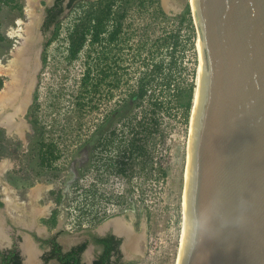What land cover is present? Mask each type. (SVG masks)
<instances>
[{
    "label": "rangeland",
    "instance_id": "obj_1",
    "mask_svg": "<svg viewBox=\"0 0 264 264\" xmlns=\"http://www.w3.org/2000/svg\"><path fill=\"white\" fill-rule=\"evenodd\" d=\"M32 1L36 3L0 0V57L12 42L9 31L18 27L15 23L19 19H26L25 8L31 4L36 14L41 12L42 0ZM119 2L114 8L116 14L119 11L126 15L119 43H87L74 60L69 59L68 36L83 8L78 6L62 18L47 47L44 68L25 116L29 123L28 144L0 129V163H11L9 170L0 172V196L4 197L5 187H13L18 193L23 189L28 196L37 186L50 187L38 206L50 203L60 221L78 231L89 227L90 217L116 205L139 209L147 216L143 264H176L191 116L186 120L175 96L191 84L197 86L199 31L189 0ZM188 7L190 15L186 14ZM157 61L164 62L165 81L171 88L163 91L159 126L146 150L118 153L119 147L123 150L124 139L129 138L119 120L118 141L93 153L97 129ZM87 68L91 77L85 86ZM142 137L139 134L138 141ZM42 139L58 147L60 158L51 165L41 162ZM122 167L125 172L118 170Z\"/></svg>",
    "mask_w": 264,
    "mask_h": 264
},
{
    "label": "water",
    "instance_id": "obj_2",
    "mask_svg": "<svg viewBox=\"0 0 264 264\" xmlns=\"http://www.w3.org/2000/svg\"><path fill=\"white\" fill-rule=\"evenodd\" d=\"M192 2L201 34V81L179 264H264V0ZM41 20L30 26L37 34L31 33L21 71L23 114L52 36L40 30Z\"/></svg>",
    "mask_w": 264,
    "mask_h": 264
},
{
    "label": "flooded vegetation",
    "instance_id": "obj_3",
    "mask_svg": "<svg viewBox=\"0 0 264 264\" xmlns=\"http://www.w3.org/2000/svg\"><path fill=\"white\" fill-rule=\"evenodd\" d=\"M99 1L101 0H42L39 2L42 5L41 12H37L39 19H42L40 30L45 34L51 31L53 36L67 13L81 3L89 2L90 7L91 3ZM108 1L114 2L107 22V28L111 30L117 24V19L126 18H120L121 13L118 11L116 14L114 9L120 3L119 0ZM19 20L22 22L17 21L15 24L18 27L15 29H26L27 35L37 34L36 30L30 29V21ZM20 38H11L8 52L0 57V129L5 135L20 137L28 144L29 123L25 118L28 110L23 114L26 103L21 96V71L26 62L24 58L31 48L29 42L24 45ZM46 50L47 43L43 52L44 62ZM18 128L21 129L17 131ZM41 141L43 151L52 144L56 146L54 143H46L44 139ZM86 143L89 145V139ZM93 148L94 145L91 149ZM56 150L58 151L57 146ZM20 192L16 189L12 191L14 200L11 206L7 203L4 192V197L0 196V229L4 234L0 238V264H13L14 261L27 264L28 244L36 257L34 264H62L54 256L58 246L62 253H67L85 243L87 246L80 255L85 264H143L147 235L145 212L116 205L114 209H106L102 214L90 217L89 227L79 231L71 230L51 208L45 213L40 212V198L28 197L23 189Z\"/></svg>",
    "mask_w": 264,
    "mask_h": 264
},
{
    "label": "trees",
    "instance_id": "obj_4",
    "mask_svg": "<svg viewBox=\"0 0 264 264\" xmlns=\"http://www.w3.org/2000/svg\"><path fill=\"white\" fill-rule=\"evenodd\" d=\"M107 1L93 2L90 4V7L89 2L79 5V7L83 8V11H81L82 15L72 27L68 36V54L70 60L78 58L87 43L91 45L106 44L108 46L119 43L124 19H117L114 29L109 30L107 28V22L110 20L109 18L112 14V4L114 3ZM160 11L162 14H165L161 7ZM186 14H191L190 7L187 8ZM125 17V13L120 14V18ZM189 20H192L191 16H189ZM56 34L57 31L48 40L47 47ZM90 57L91 52H89ZM90 77L91 70L87 68L83 76V84L85 86H87L88 81L90 83ZM167 78L164 62L157 61L151 67H148L140 76L135 87H131L128 90L121 105L114 109L107 120L97 129L93 140L94 148L92 152L94 153L95 149L103 146L109 147L118 141L119 132L116 123L122 120V130L125 134L129 135V138L124 139L123 150L121 149L122 147H119L118 153L124 152L126 154L137 151L143 153L150 142V137L159 126L158 113L164 105L163 91L171 88V84L165 81ZM195 89L196 85L191 84L188 89L180 90L175 96L176 100L183 107L186 120L190 118L192 113ZM139 134L143 135L140 141L137 139ZM59 158L60 154L57 152L56 146L52 144L47 150L42 152L41 162L44 165H51ZM118 170L125 172L126 169L122 167L118 168ZM86 246L87 244L85 243L67 253H62L61 248L58 246L54 256L62 264H85L81 261L80 255ZM13 264L20 263L14 261Z\"/></svg>",
    "mask_w": 264,
    "mask_h": 264
},
{
    "label": "bare ground",
    "instance_id": "obj_5",
    "mask_svg": "<svg viewBox=\"0 0 264 264\" xmlns=\"http://www.w3.org/2000/svg\"><path fill=\"white\" fill-rule=\"evenodd\" d=\"M31 2L35 3V1H32ZM191 6H192V9H193V14H194V19L195 21L196 20V16H195V12H194V7H193V2L192 0H189ZM26 19L28 21H30L31 23L29 24V27L35 22V19H39V14H36L34 9H33V6L31 4H29L26 8ZM22 20H19V23H21ZM27 24V23H26ZM9 37L11 38H14V37H21L20 40H22V42H24V45H27L26 43H28L30 41V39L32 38V35H27V31L26 29H20V30H17V29H14L12 28L9 33H8ZM30 44V42H29ZM198 49H199V52H200V44H201V34L199 33V38H198ZM31 45V44H30ZM2 66H0V71H2ZM200 71H201V55H200V64H199V70H198V81H197V86H196V89H195V97H194V104H193V108H192V114H191V120H192V117H193V113H194V109L196 107V103H197V99L199 97V86H200ZM191 124H192V121H191ZM190 124V133H191V127L192 125ZM21 129V128H18L16 129L17 131ZM189 138H190V135H189ZM190 144V142H189ZM189 146V145H188ZM190 150V149H189ZM189 150H188V160H187V166H186V174H185V178L187 179L188 177V167H189ZM11 163L8 161V160H4L0 163V172L4 173L6 172L7 170H9L11 167ZM186 179H185V182H186ZM186 184V183H185ZM187 187V186H186ZM186 187L184 189V195H183V220H182V230H181V237H180V246H179V253H178V258H177V261H176V264H179L180 262V257H181V253H182V248H183V243H184V237H185V231H186V227H187V220H186V209H185V193H186ZM50 187H47V186H37L35 187L34 189H32L29 193V196L30 198H35V199H38L40 198L44 191H46V189L48 190ZM12 191H15V189L13 187H5L4 189V193L6 194V199H7V203L11 206V202L14 200L13 197H12ZM16 194V193H15ZM14 194V195H15ZM17 197V196H16ZM19 198V197H18ZM34 200V199H33ZM23 202V201H22ZM42 207V206H41ZM51 208V205L50 203H48V205H46L44 208H41L40 209V212L42 213H45L47 211H49V209ZM11 209V208H10ZM15 211V210H14ZM12 214V213H11ZM36 214V213H35ZM27 221V220H26ZM23 222V221H22ZM30 224V223H29ZM4 234H3V231L0 229V238L2 237L3 238ZM5 239V237H4ZM5 241V240H4ZM31 245V244H30ZM26 252L28 253V259H27V264H34L35 263V258L34 257V254L32 252V249L30 248L29 244L28 246L26 247Z\"/></svg>",
    "mask_w": 264,
    "mask_h": 264
}]
</instances>
